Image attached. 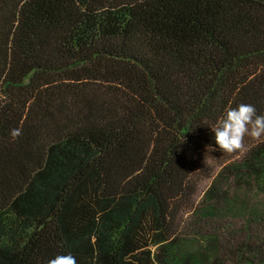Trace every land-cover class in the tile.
<instances>
[{
	"label": "trees",
	"instance_id": "1",
	"mask_svg": "<svg viewBox=\"0 0 264 264\" xmlns=\"http://www.w3.org/2000/svg\"><path fill=\"white\" fill-rule=\"evenodd\" d=\"M240 103L264 0H0V264H264V139L210 129ZM220 206L240 225L182 231Z\"/></svg>",
	"mask_w": 264,
	"mask_h": 264
},
{
	"label": "clouds",
	"instance_id": "2",
	"mask_svg": "<svg viewBox=\"0 0 264 264\" xmlns=\"http://www.w3.org/2000/svg\"><path fill=\"white\" fill-rule=\"evenodd\" d=\"M210 129L216 149L232 153L244 147L245 137L264 139V114H258L252 104L240 103L229 107ZM9 134L15 139L21 135V129L13 128ZM207 147L212 149L211 145ZM48 264H77V261L74 255L67 253L55 255Z\"/></svg>",
	"mask_w": 264,
	"mask_h": 264
},
{
	"label": "rangeland",
	"instance_id": "3",
	"mask_svg": "<svg viewBox=\"0 0 264 264\" xmlns=\"http://www.w3.org/2000/svg\"><path fill=\"white\" fill-rule=\"evenodd\" d=\"M213 177L208 178L206 180H203L201 182H199V186L198 189L196 191V195L195 198L193 197L194 205L197 206L199 205V203H201V201L203 200V193L205 191L206 188L209 187V185L212 183L213 181ZM221 183L219 184L220 187H223V180H220ZM231 189H235V185L232 184V182H229ZM248 204L246 202L245 207L248 208L249 203H253L254 201L260 200L262 201L263 197L260 194H257L255 191H251L248 194ZM244 207H242V211H244L243 209ZM234 210V209H233ZM218 211V210H217ZM234 211H239L237 209H235ZM218 216L214 215V216H204L201 215L200 217H197L195 215V212H193V210L190 212L191 215H189L188 217H186V221L184 222V227L182 228L183 232H189V231H194V232H206V231H212L215 227H220L221 229H225V227L228 226V224H231L235 227H237L238 225H240V221H241V216H239L236 213H227L224 214L222 207L220 206V210L218 211ZM193 223H195V225H192ZM225 226V227H224ZM220 232H222L220 230ZM193 238V237H191ZM200 242L203 241H199L194 248L195 249H202V245ZM193 245H190V248H192Z\"/></svg>",
	"mask_w": 264,
	"mask_h": 264
}]
</instances>
